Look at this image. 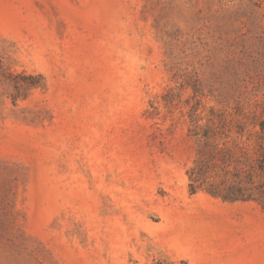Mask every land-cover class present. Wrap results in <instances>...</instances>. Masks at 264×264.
Returning a JSON list of instances; mask_svg holds the SVG:
<instances>
[{
    "label": "rangeland",
    "instance_id": "obj_1",
    "mask_svg": "<svg viewBox=\"0 0 264 264\" xmlns=\"http://www.w3.org/2000/svg\"><path fill=\"white\" fill-rule=\"evenodd\" d=\"M261 106L264 0H0V264H264L188 175Z\"/></svg>",
    "mask_w": 264,
    "mask_h": 264
},
{
    "label": "trees",
    "instance_id": "obj_2",
    "mask_svg": "<svg viewBox=\"0 0 264 264\" xmlns=\"http://www.w3.org/2000/svg\"><path fill=\"white\" fill-rule=\"evenodd\" d=\"M237 114L250 121L236 125L235 137L224 125L190 130L197 154L188 170L190 190L205 189L224 199L259 202L264 208V106ZM164 264V262H158Z\"/></svg>",
    "mask_w": 264,
    "mask_h": 264
}]
</instances>
